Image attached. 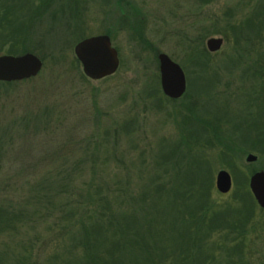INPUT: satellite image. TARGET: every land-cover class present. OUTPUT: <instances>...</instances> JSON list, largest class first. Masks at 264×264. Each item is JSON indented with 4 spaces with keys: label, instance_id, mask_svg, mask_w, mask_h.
I'll use <instances>...</instances> for the list:
<instances>
[{
    "label": "trees",
    "instance_id": "1",
    "mask_svg": "<svg viewBox=\"0 0 264 264\" xmlns=\"http://www.w3.org/2000/svg\"><path fill=\"white\" fill-rule=\"evenodd\" d=\"M72 1L78 2L71 0V4ZM101 1L109 3L112 0ZM198 1L203 4L210 0ZM119 2L125 8V12L122 11L124 17L120 21L121 29L129 30L128 37L138 42L144 51H151L155 63V55L159 52L142 36L144 21H134L135 17L139 18L140 12L127 0H114L116 6ZM68 5L53 9V0H0V44H7L4 47L5 53L20 55L28 52L41 56L36 49L37 45L30 46L31 38L25 36L31 26L48 20L42 41H51L49 46L53 51L50 52L54 54V58L57 57L58 60L53 63L57 65L64 58V42L72 38V44L87 37L84 35L85 22L81 18L83 14L72 10L70 1ZM203 33L208 34V29ZM211 33L220 35L224 42L231 41V53L238 54L229 65L227 63V71H232L234 66H241L242 58H250L245 59L247 65L241 69L240 75L243 78L240 83L248 84L250 92L247 108L244 110L246 119L238 118L228 123L232 128L240 126V136L221 135L218 119H199L195 115L194 100L185 92L177 100L165 98L159 91L157 76H152L151 84H145L148 86L144 88V94L155 102L159 111L164 109L163 100L172 104L166 114L176 125L178 141L173 146L169 145L168 150L163 147L154 154L153 166L147 167L142 162L136 173L137 184L129 182L128 178L131 177L128 174L121 179L120 174L108 175L104 172L98 179L100 184L87 183L86 189L76 198L73 190L66 192L67 185H59L57 192L61 194V201L55 206L51 205L54 195L44 192L48 185L42 184L41 198L45 205L41 209H33L29 214L25 213L24 207L16 205L15 209L8 199H0V243L3 238L14 240L20 237L23 223L30 225L31 230V237L26 235L25 247L28 248H23V254L13 257L9 249L2 253L5 258H9L11 264H216L218 255H215V250H219L217 254L222 250L228 253L226 264H256L251 261L250 255L246 257L248 261L243 258L245 252L251 250L246 235L256 204L247 188L248 177L243 176L240 181L235 177V157L241 153L240 144L248 146L246 152L264 157V0H235L224 11L219 28ZM102 34L111 37L108 29ZM184 42L191 57L213 55L206 48H194V40L184 39ZM40 60L44 62V59ZM193 60H197L194 64L200 70L211 68L209 59ZM72 65L77 66L74 59ZM82 77L89 80L83 74ZM17 83L0 82V86ZM243 85L240 91L244 89ZM183 99L186 100L184 103ZM223 105L226 115L232 113L229 100L224 101ZM237 114L242 115L243 111L240 110ZM175 116L180 118V122ZM243 124L245 126L242 129ZM192 126L196 127V132L189 131L188 127ZM183 127L187 129L185 134ZM231 140L238 145L230 142ZM211 149L217 152L215 158L218 164L221 163L233 174L234 191L231 200L237 204L235 209L229 204H218L210 199L211 160L214 159L207 158L206 153ZM104 159L99 161L97 156L90 155L92 175L96 176L93 171L97 165L104 166ZM118 162L121 163V160ZM3 166L0 160V184L22 179L26 181L24 185H29L27 177L31 179L32 176L29 175L32 174V169L27 176L21 177L18 172L10 175L8 170L4 175ZM258 170L261 167L252 169L249 174ZM14 187L12 184L11 190ZM0 188L4 192L11 191L8 185L1 184ZM36 196L33 198L38 200ZM3 200L5 204H1ZM38 204L41 207L42 202ZM261 212L264 213V210ZM26 215L45 218L49 215L57 221L49 224L43 221L44 218L41 221L44 228H38L26 222V219H31ZM39 229H43L45 233L41 235L37 231ZM220 234H224V240H227L223 247L212 240L214 235ZM230 255L237 257V262H233Z\"/></svg>",
    "mask_w": 264,
    "mask_h": 264
},
{
    "label": "rangeland",
    "instance_id": "2",
    "mask_svg": "<svg viewBox=\"0 0 264 264\" xmlns=\"http://www.w3.org/2000/svg\"><path fill=\"white\" fill-rule=\"evenodd\" d=\"M69 1L72 10L83 14L81 18L85 22L84 35H87L85 38L105 35L102 32L106 29L111 31L110 44L116 50L120 64L107 81L86 80L82 77L80 66L73 54V48L79 41L71 44L72 38H70L64 42L62 44L64 58L55 65L53 63L58 59L50 52L53 51L49 46L51 41L47 43L42 41L48 20L30 27L25 37L31 38L30 46L37 45L36 49L41 56L29 54L39 60L44 59V62L40 60L42 66L39 73L33 77L34 79L29 78L32 79L31 81L0 86V160L4 165L2 172L4 175L7 170L10 175L18 172L21 177H25L30 173L28 172L30 169L33 170L29 175L32 176L31 179L27 177L29 185H24L26 181L22 179L1 182L2 185H8L10 190L12 184L15 187L11 191L6 190L7 192L0 188V199H8L15 209H17L16 205L24 207L26 214L45 205L41 198L42 184L48 185L44 192L54 195L52 206L61 201V194L57 192L59 185H67L66 192L73 190L76 198L83 189H86L87 183L100 184L98 179L104 172L108 175L120 174L121 179L128 174L132 179L128 178L129 182L137 184L136 173L142 162L147 167L153 166L155 159L153 155L160 152L163 147L168 150L169 145L173 146L178 141L176 125L166 114L168 109L172 108V104L163 100L164 109L160 112L155 102L144 94V88L151 84V79L155 75L160 91L158 53L155 55L154 63L152 52L144 51L138 42L128 37L129 30L121 29L120 21L124 16L123 12L122 15L118 13L117 8L121 6L117 5V7L114 0H110L109 3L101 0H78L76 3L72 1V4L71 0H53L51 8L55 9L60 5L69 6ZM127 1L140 12V19L135 17L134 21H144L142 35L144 40L182 69L185 94L195 102V115L204 121L220 120V134L223 136L227 134L240 136V126L232 128L228 123L238 118L246 119L244 110L247 108L250 92L248 84L240 83L243 79L240 75L241 69L247 65L245 59L250 58H242L241 66L236 68L234 66L231 68L232 71H227L225 68L227 63L229 65L234 56L238 55L231 53V41H223L220 49L209 57H191L190 50L186 48L184 42V39L194 40L196 46L194 48L199 50L205 48V41L208 38H221L211 31L219 28L224 11L228 10L235 0H210L203 4L198 0ZM112 7L116 9L112 10ZM23 24L25 25V22ZM207 29L209 33L204 34L203 31ZM7 41L10 42L9 39ZM6 45L0 44V56L7 55L4 50ZM203 57L209 59L211 68L208 70H200L194 64L197 60L193 59H205ZM73 59L77 62V66L72 65ZM189 80L190 84H188ZM242 85L244 89L240 91ZM228 100L232 113L226 115L223 102ZM185 101L182 100L183 103ZM176 108L180 109L178 106ZM240 110L243 111L242 115L237 114ZM230 116L232 118H229ZM175 117L180 122V118ZM244 126V124L241 126L242 129ZM188 129L197 131L194 126ZM186 130L183 127L184 134ZM230 142L238 145L233 140ZM240 146L241 149L237 146L236 148L241 153L239 152V156L235 157L237 180L240 181L243 176L249 178L253 174L249 172L255 168L261 167V170L255 172H264V157L246 152L248 146L244 144ZM91 154L97 156L99 161L105 158L104 166L97 165L99 169L93 171L96 176L92 175L89 166ZM216 154V150L212 149L206 153L207 158L214 159L211 160L210 199L218 204H229L235 209L237 204L231 200L234 191L232 180L234 178L231 176L233 174L224 165L218 164ZM248 154L255 156L254 162L245 161ZM120 160L121 163L118 162ZM220 170L226 171L231 178V187L225 194L219 193L214 185L216 173ZM35 196L38 200L33 198ZM40 202H42L41 207L38 204ZM5 203L4 200L1 202V204ZM261 210L257 205L253 207V215L247 226L246 235L251 250H247L243 255L244 260L250 255L251 261L256 264L264 262V213ZM26 217L31 218L26 219L27 223L44 228V223L41 221L45 216L26 215ZM43 221L52 224L57 220L48 215ZM23 225L20 237L14 240L2 239L0 264H11L9 258L2 255L7 249L13 257L23 254L27 237H31L30 225L25 223ZM37 231L41 235L45 233L43 229ZM24 232L29 233L24 234ZM223 235H214L212 240L223 247L227 241L224 240ZM218 251H214L215 255H218L216 264H226L228 253L222 250L217 254ZM230 258L233 262H237V257L230 255Z\"/></svg>",
    "mask_w": 264,
    "mask_h": 264
},
{
    "label": "water",
    "instance_id": "3",
    "mask_svg": "<svg viewBox=\"0 0 264 264\" xmlns=\"http://www.w3.org/2000/svg\"><path fill=\"white\" fill-rule=\"evenodd\" d=\"M223 43L220 37H211L205 41V48L209 53L217 52ZM81 73L91 81H98L112 76L118 69L117 52L111 47L107 35H97L84 38L73 48ZM159 87L161 93L171 99H179L185 92V78L178 64L170 60L165 54L157 55ZM41 61L32 54L25 53L18 56H0V82L11 83L24 81L35 77L41 69ZM245 161H255L252 154L246 155ZM215 189L225 194L231 187L229 174L220 170L214 179ZM248 190L260 209H264V172L253 173L248 178Z\"/></svg>",
    "mask_w": 264,
    "mask_h": 264
},
{
    "label": "flooded vegetation",
    "instance_id": "4",
    "mask_svg": "<svg viewBox=\"0 0 264 264\" xmlns=\"http://www.w3.org/2000/svg\"><path fill=\"white\" fill-rule=\"evenodd\" d=\"M119 5H122V3L119 2ZM108 7V6H107ZM115 7H112V10H115ZM110 10V9H109ZM118 13H121L122 11H125V8L119 7L117 8ZM159 54V53H158ZM252 197V196H251ZM254 200V199H253ZM255 202V201H254ZM256 204V203H255ZM264 210V209H263Z\"/></svg>",
    "mask_w": 264,
    "mask_h": 264
}]
</instances>
